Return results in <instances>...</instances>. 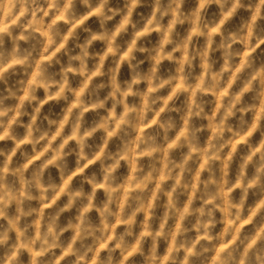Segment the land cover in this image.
Returning a JSON list of instances; mask_svg holds the SVG:
<instances>
[{
	"label": "clouds",
	"instance_id": "obj_1",
	"mask_svg": "<svg viewBox=\"0 0 264 264\" xmlns=\"http://www.w3.org/2000/svg\"><path fill=\"white\" fill-rule=\"evenodd\" d=\"M0 264H264V0H0Z\"/></svg>",
	"mask_w": 264,
	"mask_h": 264
}]
</instances>
